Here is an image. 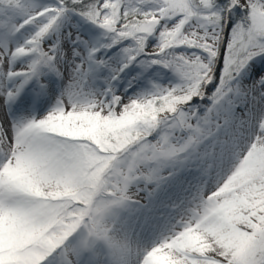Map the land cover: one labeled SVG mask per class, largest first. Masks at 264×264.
<instances>
[{"label": "snow or ice", "instance_id": "snow-or-ice-1", "mask_svg": "<svg viewBox=\"0 0 264 264\" xmlns=\"http://www.w3.org/2000/svg\"><path fill=\"white\" fill-rule=\"evenodd\" d=\"M140 183L139 264H264V0H0V264Z\"/></svg>", "mask_w": 264, "mask_h": 264}, {"label": "rangeland", "instance_id": "rangeland-1", "mask_svg": "<svg viewBox=\"0 0 264 264\" xmlns=\"http://www.w3.org/2000/svg\"><path fill=\"white\" fill-rule=\"evenodd\" d=\"M238 114L240 111L238 110ZM103 193H108L102 196L103 202L97 205V216L93 219H87L84 226H78L72 234L75 239L68 249H76L80 252H87L92 245H95L105 236L106 231L110 229L111 221L116 216H121V212L126 208V201L131 200L133 203L138 202L134 199L141 198L142 201L138 202L140 205H149L148 191L151 188L145 187L143 183L139 185H131L126 192H121L119 187L101 188ZM106 196V197H105ZM152 235L147 238L150 241Z\"/></svg>", "mask_w": 264, "mask_h": 264}, {"label": "bare ground", "instance_id": "bare-ground-1", "mask_svg": "<svg viewBox=\"0 0 264 264\" xmlns=\"http://www.w3.org/2000/svg\"><path fill=\"white\" fill-rule=\"evenodd\" d=\"M149 203V199L148 202ZM156 204L155 201H153ZM158 208V204H156ZM150 209H145L149 211ZM121 216H116L111 221V227L106 231L105 236L92 245L87 251L92 256L98 258L103 264H139L140 252L143 250L144 241H147L152 233H140V238L134 235L129 229L125 227L127 220V209L122 211ZM155 215L159 216L160 212L156 211ZM139 232V230H137ZM69 253L73 249H68ZM68 259L75 264L76 256L70 254Z\"/></svg>", "mask_w": 264, "mask_h": 264}, {"label": "trees", "instance_id": "trees-1", "mask_svg": "<svg viewBox=\"0 0 264 264\" xmlns=\"http://www.w3.org/2000/svg\"><path fill=\"white\" fill-rule=\"evenodd\" d=\"M108 193H103L102 190H94L90 196L89 199L84 202V203H77L76 207L78 209H81L82 212L79 214L78 217V222L76 224V227L73 229V231L78 227V226H84V223L87 219H95L97 216V205L103 202L102 196L107 195ZM106 197V196H105ZM72 231V232H73Z\"/></svg>", "mask_w": 264, "mask_h": 264}]
</instances>
